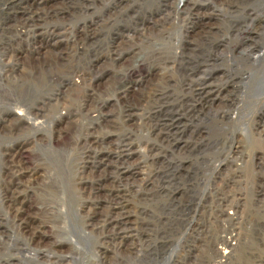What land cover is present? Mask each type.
Wrapping results in <instances>:
<instances>
[{"label": "rangeland", "instance_id": "obj_1", "mask_svg": "<svg viewBox=\"0 0 264 264\" xmlns=\"http://www.w3.org/2000/svg\"><path fill=\"white\" fill-rule=\"evenodd\" d=\"M185 1L0 0V70H10L12 61L18 66L23 64L25 73L28 70L33 73V85L39 88L47 85L48 89L49 78L57 70H66L77 83L81 81L75 72L95 73L88 91L77 95L81 109L84 113L94 112L100 103H106L104 111L108 118L112 115L113 120L120 121H115L119 133L129 131L134 145H139L133 147L135 153L131 149L128 165L141 169H137L141 173L134 177L132 189L137 199H133V206L145 207L147 211L142 215V210H137L135 232H127L124 235L127 238L118 241L116 253L115 248L101 252L103 264H197L204 261L201 257L209 256L213 259L210 261L216 260L215 251L222 253V244L219 240L214 243L213 238L224 239L227 233L226 225L213 219L214 207L222 194L235 195L234 201L240 205L235 228L241 236L239 245L233 244V254L220 255L221 264H255L264 254V235L255 232L259 223L264 224V142L258 140L261 131L264 139V127L256 129L257 123H264V99L253 100L264 93V0H194L197 6L194 15L204 22L197 26L195 17L179 14L174 7L184 9ZM53 29L64 33L63 41L32 66L28 56L31 39L22 33L28 30L29 35H42ZM250 33L253 37L258 35L249 47H240L239 39ZM116 44L129 55L111 58ZM242 49H247L246 53H241ZM130 69L134 70L129 76L131 81L143 79V86L135 87L134 93L124 100L117 95L121 84L130 83L123 80ZM161 78L163 88H167H162L163 96L147 102L145 84ZM202 84L225 87L222 96L227 97L219 99L226 104L219 99L209 103L205 94L192 91ZM53 87L54 92L59 90L54 84ZM138 106L140 111L134 113L137 117L124 124L123 112L127 108L138 110ZM59 114L64 121L54 122L52 127L56 135L60 132L65 136L69 146L77 137L82 139L85 133L92 132L91 129L86 132L87 128L97 126L91 120L66 117V111L60 110ZM100 125L103 127L101 120ZM100 131L97 129V135ZM25 140L29 137L18 142L24 144ZM0 141V149L10 142ZM9 144L12 146L13 142ZM9 152L12 161H17L15 153ZM26 158L28 163L32 161V157ZM225 159L236 164L230 165ZM198 163L202 180L199 190L208 187L211 190V200L204 204L208 206L211 202L212 213L203 204L195 210ZM237 164L240 165L236 168ZM209 176L213 180L207 182ZM111 185L105 183L106 188ZM67 204L72 208V203ZM13 205L6 208L10 215L17 208ZM22 211L24 218L31 214L27 205ZM4 212L0 206V221ZM68 216V230L76 233L78 224L71 212ZM12 229L5 231L0 226V264H19L21 260V255L14 251L7 256L1 251L3 241L13 248L17 236ZM80 240L83 264H94L91 239ZM35 243L45 244L39 239ZM59 252L67 253V248Z\"/></svg>", "mask_w": 264, "mask_h": 264}, {"label": "bare ground", "instance_id": "obj_2", "mask_svg": "<svg viewBox=\"0 0 264 264\" xmlns=\"http://www.w3.org/2000/svg\"><path fill=\"white\" fill-rule=\"evenodd\" d=\"M184 3V9L178 8L177 5L174 6L177 13L195 17L194 11L197 10V6L194 0H186ZM195 18L194 20L197 22L194 25L197 26L202 20ZM202 23L204 22L202 21ZM22 28H24V25ZM54 29L42 35L35 34L32 36L30 34V36L27 32L28 30L22 33V35H28L31 39L28 56L31 58L30 63L32 66L41 60L42 56L51 54L56 46L63 41L61 39L64 38V33H59ZM44 31L46 32V29ZM257 35L253 37V33H250L243 36V38L239 39L238 45L240 47H249V44L252 43ZM121 50L116 44L112 49L111 55L113 56L111 58L118 57L122 59V56L129 55V52L123 50L121 52ZM246 50L244 49L241 53H246ZM9 66L10 70H0V82H3V85H0V114L2 113L0 117V139L6 142L10 141L9 143L13 142L12 146L8 143L0 149V206L5 211L2 221H0V226L5 231L12 227V232L15 231V236L17 237L12 249L9 244L7 245L3 241L1 251L5 255H9L11 251L21 255L19 257L21 260L18 261L19 264H83L84 251L81 250V244L83 243H80L82 241L80 239H91L90 250L94 253L93 258H95L93 262L94 264H103L104 257L101 252L115 248L114 251L116 253L119 246L118 241L126 239L125 234L127 232H135L134 226L138 224V216L135 215L137 210L140 209V212L142 210V215H145L147 211L145 207L138 208L137 206L135 208L133 206V199H137L134 198L135 195L133 196L132 189L136 181L134 177L136 178L141 172L137 171L140 168L139 166L137 168L134 165L132 168L131 163V166L128 165L131 149L133 150L134 146L137 148L139 145H134L132 133L129 131L119 133V127L115 123L117 119L113 120L111 114V117L108 118L109 115L105 114L106 103H100L94 112L84 113L83 109H81V103L78 104L80 98L78 99L77 95L88 91L87 88L94 81L95 73L89 75L83 72H75V77H78L81 81V83H77L74 76H69L66 70L60 69L55 71L56 74L52 73L50 76L49 89L47 85L44 86L46 87L44 89V87L39 88L33 85V73L29 70L25 73L23 64L18 66L17 63L12 61ZM133 72L134 70H131L130 73L127 72L123 77L124 81L128 82L130 80L129 85L121 84V86L119 84L121 88H118L117 96L121 99L125 100L138 85L140 88L143 86V79L131 81L129 76H132ZM161 80L159 79L155 82L147 81L145 84L147 102L163 96L162 93L165 88H163V78ZM261 81L263 82L262 79ZM189 82L191 83L192 81L190 80ZM53 84L60 91L56 89L57 91L54 92ZM191 84L189 85L191 86ZM204 85H198L192 91H195L198 95L205 94L209 103L219 99L225 90L224 86V88L217 86L214 88L213 84V87L210 85L209 87H204ZM225 86L227 85L225 84ZM90 94H92L91 89L88 95L90 96ZM224 97L226 98L227 96H222V98ZM263 99L264 93L257 94L256 99L253 98L254 101ZM218 101L221 104H226L224 99H219ZM143 105H139L141 106L140 108ZM139 106L138 110L127 108L125 112L122 111L125 114H123L125 116L124 124H128L134 119L136 116L135 111L137 113L140 111ZM60 110L66 111V117L71 116L77 120H91L97 126L95 128H87L86 132L91 129L93 133L90 131L85 133V137L82 139L77 137V140L74 139V143L69 146L66 143L65 136H61L60 132L56 135L52 127L54 122L57 124V122L63 120V117L59 114ZM100 120L103 123V127L100 125ZM263 127L264 123H257L256 129ZM97 129L101 130L98 135ZM261 132L258 134V140L263 143L264 139ZM26 137H29V140H25L24 144L18 142ZM148 144L145 145L146 148ZM9 151L15 153L14 157L17 156V161H12ZM133 151L135 153L136 149ZM139 152L141 154L140 150ZM234 155H237V152ZM27 156L29 158L32 157V163H28ZM225 161L230 165L232 163L236 164L234 160L225 159ZM199 164L195 168V178H197L195 182V189L197 190L194 193V199L197 201L195 210L203 204L208 209L207 212L211 210L212 213L211 202H208L210 203L208 206L204 204V201L211 200V190H209V187L199 190V182L202 181L199 178L197 169ZM239 165L237 164L236 168ZM204 177H206V174H204ZM210 179L213 180V176H209L207 182H210ZM107 182H111L110 188H106L108 186L105 187ZM234 198L235 195L232 194L220 195V198L217 199L218 204L213 211L214 221L226 225L224 230L227 233L224 239L223 237L213 238L215 239L214 243L219 240L220 244H222L220 248L222 253L215 251L218 258L214 259V261H210L213 260L210 256L201 257L200 259L204 261H198L196 262L197 264H221L220 255L233 254L235 251L233 244L236 242L239 245L241 234L235 227L239 221L240 205L237 201H234ZM67 203H72V208H68L67 205L69 204ZM12 204L17 207L12 212L13 216L6 211V208H10ZM24 205L31 208V214L29 213L25 218L24 216L22 217ZM69 209L73 215L72 218L78 224L77 235L76 233H70L68 230V224L70 223ZM255 232L256 234L258 233V236L264 235V224L259 223ZM78 238H80V241ZM37 239L45 242V244H36ZM83 246L85 247V245ZM64 247L67 248V253H60L59 250ZM263 255L258 258L255 264H264Z\"/></svg>", "mask_w": 264, "mask_h": 264}]
</instances>
